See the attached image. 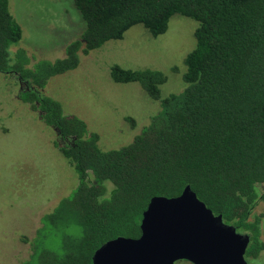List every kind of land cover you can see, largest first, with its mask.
<instances>
[{"label": "trees", "instance_id": "obj_1", "mask_svg": "<svg viewBox=\"0 0 264 264\" xmlns=\"http://www.w3.org/2000/svg\"><path fill=\"white\" fill-rule=\"evenodd\" d=\"M83 29L54 60L32 62L19 47L23 28L0 0V73L23 86L19 97L69 141L59 147L77 185L49 212L29 239L19 264H93L95 251L118 236L139 237L155 196L176 197L186 186L224 222L250 235L245 256L264 251V0H67ZM197 23L196 44L185 58V88L163 94L167 74L113 64L114 82L140 84L160 109L128 144L103 149L100 136L78 115L66 114L47 94L51 78L78 67L81 54L123 39L136 25L152 36L175 16ZM60 234L58 250L46 247Z\"/></svg>", "mask_w": 264, "mask_h": 264}, {"label": "rangeland", "instance_id": "obj_2", "mask_svg": "<svg viewBox=\"0 0 264 264\" xmlns=\"http://www.w3.org/2000/svg\"><path fill=\"white\" fill-rule=\"evenodd\" d=\"M10 10L23 28L19 47L32 62L63 57L66 45L81 33L83 21L67 0H9ZM197 23L175 16L166 33L152 36L143 26L130 28L123 39L81 54L78 67L58 74L45 92L63 104L68 115H78L99 134L103 149L128 144L160 109L140 84L117 83L113 64L153 68L167 74L163 94L185 88V58L196 44ZM21 85L0 73V264H19L31 253L29 239L51 211L77 185V175L55 144L56 131L39 111L19 97ZM256 211L263 215L264 204ZM61 236L46 247L58 250ZM259 264H264V251ZM258 264V263H256Z\"/></svg>", "mask_w": 264, "mask_h": 264}, {"label": "water", "instance_id": "obj_3", "mask_svg": "<svg viewBox=\"0 0 264 264\" xmlns=\"http://www.w3.org/2000/svg\"><path fill=\"white\" fill-rule=\"evenodd\" d=\"M139 237L103 243L93 264H249L250 236L227 224L188 185L176 197L155 196L143 213Z\"/></svg>", "mask_w": 264, "mask_h": 264}, {"label": "flooded vegetation", "instance_id": "obj_4", "mask_svg": "<svg viewBox=\"0 0 264 264\" xmlns=\"http://www.w3.org/2000/svg\"><path fill=\"white\" fill-rule=\"evenodd\" d=\"M20 85H21V88H22V84L20 83ZM21 88H20V90H21ZM39 111V114H40V117H41V119H42V113H41V111L40 110H38ZM56 131V130H55ZM56 138H57V142H59V145L60 146H64L69 140L68 139H64L63 137H60L59 135H58V133H57V131H56ZM238 232H240V233H243V234H247V233H245V232H241V231H239V230H237ZM250 236V235H249ZM246 257V256H245ZM247 260H248V263L249 264H251V262L249 261V259L248 258H246ZM176 264H193V263H191V262H189V261H187V260H178L177 262H176Z\"/></svg>", "mask_w": 264, "mask_h": 264}]
</instances>
